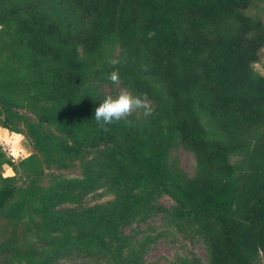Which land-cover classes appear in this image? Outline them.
<instances>
[{
    "label": "trees",
    "instance_id": "trees-1",
    "mask_svg": "<svg viewBox=\"0 0 264 264\" xmlns=\"http://www.w3.org/2000/svg\"><path fill=\"white\" fill-rule=\"evenodd\" d=\"M259 1L0 0V126L33 151L16 163L0 151V264L122 260L121 227L158 195L196 229L207 264H264V76L253 68L264 20L250 13ZM116 70L154 112L105 132L91 84H112ZM175 143L193 154L194 176L170 168ZM86 156L89 180L38 186L45 168ZM4 163L15 176L3 178ZM99 180L115 193L108 208L58 209ZM143 254L142 243L131 249L132 264Z\"/></svg>",
    "mask_w": 264,
    "mask_h": 264
},
{
    "label": "rangeland",
    "instance_id": "rangeland-1",
    "mask_svg": "<svg viewBox=\"0 0 264 264\" xmlns=\"http://www.w3.org/2000/svg\"><path fill=\"white\" fill-rule=\"evenodd\" d=\"M250 13L259 15L264 20V0L259 1ZM253 68L257 74L264 76V48L260 52L257 63L253 64ZM91 85L96 90L101 103L108 95L115 98L122 90H128L134 94L122 82L116 85L95 80ZM21 113L26 112L21 111ZM29 116L33 118L31 114ZM125 121L140 124L145 122V116L142 112H136ZM89 158L86 156L74 161L65 169L45 168L38 186L50 189L59 181L89 180L95 175L92 170L90 171ZM168 163L172 170L180 171L188 177L195 174L196 162L193 154L184 150L178 143L170 149ZM71 195L73 198L59 206L58 209H103L108 208L115 200V193L102 180L84 186L72 192ZM173 206L171 198L158 195L152 200L151 208L141 209L121 227V233L127 239L125 246L121 249V255L124 258L122 260L111 259L95 263L80 253H73L57 259L52 264H132L129 258L130 251L140 243L144 248L141 264H181L183 260L191 259L192 256L207 264L206 244L193 226L185 225L172 218L170 210ZM32 219L38 221V216H33Z\"/></svg>",
    "mask_w": 264,
    "mask_h": 264
},
{
    "label": "clouds",
    "instance_id": "clouds-1",
    "mask_svg": "<svg viewBox=\"0 0 264 264\" xmlns=\"http://www.w3.org/2000/svg\"><path fill=\"white\" fill-rule=\"evenodd\" d=\"M2 27L0 25V28ZM109 63L115 66L121 61L111 59ZM141 67L144 72H148L147 65ZM107 79L112 84L119 85L121 82L119 71H112L107 75ZM136 112H142L145 117L151 116L154 112L152 101L146 94L143 96L134 95L128 90H122L115 98L108 95L95 109L94 118L100 129L106 132L108 131L107 125L125 120ZM0 151L7 158H10L13 163L27 160L32 155L31 145L25 135L22 132L3 126H0ZM2 167L4 179L15 176V172L8 163H4Z\"/></svg>",
    "mask_w": 264,
    "mask_h": 264
},
{
    "label": "crops",
    "instance_id": "crops-1",
    "mask_svg": "<svg viewBox=\"0 0 264 264\" xmlns=\"http://www.w3.org/2000/svg\"><path fill=\"white\" fill-rule=\"evenodd\" d=\"M31 151H32V148H31ZM33 152V151H32Z\"/></svg>",
    "mask_w": 264,
    "mask_h": 264
}]
</instances>
